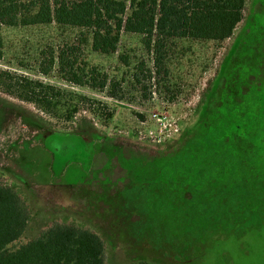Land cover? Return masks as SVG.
Returning a JSON list of instances; mask_svg holds the SVG:
<instances>
[{"label":"rangeland","instance_id":"1","mask_svg":"<svg viewBox=\"0 0 264 264\" xmlns=\"http://www.w3.org/2000/svg\"><path fill=\"white\" fill-rule=\"evenodd\" d=\"M0 34V71L60 92L42 107L8 93V81H1L0 183L18 193L29 214L13 246L54 224H69L101 238L105 264H264V159L259 171L251 165L239 173L234 191L226 181L207 193L210 207L203 214H197V197V205L169 210L128 174L138 164L147 174L154 158L171 155L199 132L229 79L244 81L246 103L264 95L260 0H245L241 22L223 41H164L157 66L155 37L148 47L143 35L123 30L107 55L91 49L85 28L51 23L2 27ZM68 47L116 82L113 96L109 86L97 90L61 77L56 56ZM52 55L54 64L43 73ZM35 90L40 96L46 91ZM185 200L193 197L185 194Z\"/></svg>","mask_w":264,"mask_h":264},{"label":"trees","instance_id":"2","mask_svg":"<svg viewBox=\"0 0 264 264\" xmlns=\"http://www.w3.org/2000/svg\"><path fill=\"white\" fill-rule=\"evenodd\" d=\"M244 6L245 0H0V30L51 23L85 28L91 36V49L105 55L116 51L122 30L143 35L148 47L155 37L157 66L163 57L164 41L171 38H229L242 20ZM2 45L0 34V58ZM72 49H61L56 56L61 77L97 90L109 86L113 96L116 82L95 66H87L85 60L78 61ZM53 64L52 55L42 72L47 73ZM5 80L8 93L42 107L50 103L48 95L60 93L53 86L1 70L0 85ZM243 82L229 79L221 104L212 111L210 120L174 153L148 163L147 174L141 175L146 165L130 168L132 182L159 194L156 198L163 199L169 210L197 205V197L202 204L197 214H203L210 207L211 195L205 196L207 193L218 192L226 181L234 191L242 170L253 165L259 171L263 167L264 95H255V102L242 101ZM37 88L52 93L45 91L40 96L35 92ZM185 194L193 197L192 202L185 200ZM28 218L27 206L18 193L0 183V264H105L101 238L88 229L69 224H54L38 237L13 246L23 234ZM133 264L153 263L138 260Z\"/></svg>","mask_w":264,"mask_h":264},{"label":"flooded vegetation","instance_id":"3","mask_svg":"<svg viewBox=\"0 0 264 264\" xmlns=\"http://www.w3.org/2000/svg\"><path fill=\"white\" fill-rule=\"evenodd\" d=\"M260 2H261L262 4H264V3H263V0H260ZM263 159H264V149H263Z\"/></svg>","mask_w":264,"mask_h":264},{"label":"built area","instance_id":"4","mask_svg":"<svg viewBox=\"0 0 264 264\" xmlns=\"http://www.w3.org/2000/svg\"><path fill=\"white\" fill-rule=\"evenodd\" d=\"M158 120H159V119H158ZM164 129H166V128H164ZM176 131H177V128H175V129L172 130V132H176Z\"/></svg>","mask_w":264,"mask_h":264}]
</instances>
